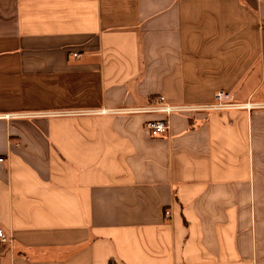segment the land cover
Masks as SVG:
<instances>
[{"label":"crops","instance_id":"1","mask_svg":"<svg viewBox=\"0 0 264 264\" xmlns=\"http://www.w3.org/2000/svg\"><path fill=\"white\" fill-rule=\"evenodd\" d=\"M0 159V264H264V0H0Z\"/></svg>","mask_w":264,"mask_h":264},{"label":"built area","instance_id":"2","mask_svg":"<svg viewBox=\"0 0 264 264\" xmlns=\"http://www.w3.org/2000/svg\"><path fill=\"white\" fill-rule=\"evenodd\" d=\"M75 55V53L73 54ZM76 56V55H75ZM158 103L150 104L147 107L137 108L136 112H155L163 113L165 116L163 119L149 120L146 122V128L151 135H162L168 133L170 130L169 116L172 113H194L200 111H220L232 109H249L250 105L245 103H234L230 100L228 93L224 91H217L214 93V101L207 104H169L165 102L164 97L160 96L157 100ZM119 111V110H118ZM125 111H119V113ZM127 112V111H126ZM130 112V111H129ZM8 116V115H6ZM1 160V159H0ZM168 215V212H165ZM11 238L8 237L3 229L0 228V243H10Z\"/></svg>","mask_w":264,"mask_h":264},{"label":"rangeland","instance_id":"3","mask_svg":"<svg viewBox=\"0 0 264 264\" xmlns=\"http://www.w3.org/2000/svg\"><path fill=\"white\" fill-rule=\"evenodd\" d=\"M151 104V103H150ZM164 118V117H163ZM163 118H161V119H163ZM146 126V125H145Z\"/></svg>","mask_w":264,"mask_h":264}]
</instances>
